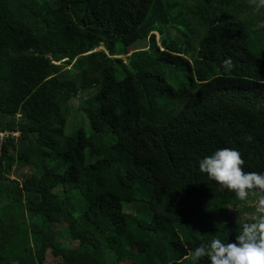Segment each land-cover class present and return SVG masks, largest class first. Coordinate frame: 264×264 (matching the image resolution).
Listing matches in <instances>:
<instances>
[{
    "label": "trees",
    "instance_id": "1",
    "mask_svg": "<svg viewBox=\"0 0 264 264\" xmlns=\"http://www.w3.org/2000/svg\"><path fill=\"white\" fill-rule=\"evenodd\" d=\"M256 1L0 0V264H210L192 250L234 240L251 218L232 209L264 190L239 200L198 161L235 148L264 172Z\"/></svg>",
    "mask_w": 264,
    "mask_h": 264
},
{
    "label": "clouds",
    "instance_id": "2",
    "mask_svg": "<svg viewBox=\"0 0 264 264\" xmlns=\"http://www.w3.org/2000/svg\"><path fill=\"white\" fill-rule=\"evenodd\" d=\"M224 64L226 69L231 67L227 60ZM243 163L237 149L221 148L201 158L198 168L221 187L234 191L239 200H245L248 190H264V172H246ZM259 203L251 222L242 225L234 240L213 238L207 246L201 244L192 250V260L206 256L210 264H264V195Z\"/></svg>",
    "mask_w": 264,
    "mask_h": 264
},
{
    "label": "rangeland",
    "instance_id": "3",
    "mask_svg": "<svg viewBox=\"0 0 264 264\" xmlns=\"http://www.w3.org/2000/svg\"><path fill=\"white\" fill-rule=\"evenodd\" d=\"M243 15L248 16L251 19L261 18V19H258L259 26L264 25V1L260 0V1L254 2V3H250L248 10L245 11L243 13ZM155 38H156V40L158 39V34H155ZM157 45L159 46V43ZM144 46H146L145 42H138L136 45L129 48V51L125 56H121L120 58L124 59L129 54H131L133 51L140 50ZM101 49L102 48H98L97 50H94V51H99ZM4 61H5V59H2V62H4ZM48 67L50 69H57L59 67V63L49 62ZM97 92H98V90L96 87H93V88L88 89L86 91L81 90L77 94L76 98L70 102L71 108H70L69 113L67 115V119H66L67 122H66L65 129H64L66 134H71L73 131L81 128V127H79L80 125L85 126L84 129L88 130L84 115H83V113H81V111H79V108L81 105H83V102L86 98L97 94ZM72 122H77L79 124V126L73 125L72 129H70V123L72 124ZM16 136H17V134H16ZM33 173H34V171L31 168L19 165L16 162V165H14L12 167V170L9 172V177H10V179L20 180V178L23 175L33 174ZM259 202H260V198L255 197L254 195H249L247 197V200L243 204L238 205L237 207H234L232 209V211L235 213V219L239 220L241 222H244L245 220H249L252 217L253 213H255L256 209L258 207H260ZM125 207L126 206H124V209H125ZM55 231H56V241L58 243L66 246V247H72L74 245V242H72L71 240L66 239L64 237L63 230L60 226H56ZM57 261L58 260L52 256L50 250L46 251L43 264H56ZM125 264H129V263L125 262Z\"/></svg>",
    "mask_w": 264,
    "mask_h": 264
},
{
    "label": "water",
    "instance_id": "4",
    "mask_svg": "<svg viewBox=\"0 0 264 264\" xmlns=\"http://www.w3.org/2000/svg\"><path fill=\"white\" fill-rule=\"evenodd\" d=\"M129 56V55H128Z\"/></svg>",
    "mask_w": 264,
    "mask_h": 264
}]
</instances>
